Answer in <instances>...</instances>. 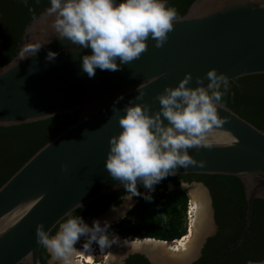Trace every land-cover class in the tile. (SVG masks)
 Listing matches in <instances>:
<instances>
[{"label": "water", "instance_id": "obj_1", "mask_svg": "<svg viewBox=\"0 0 264 264\" xmlns=\"http://www.w3.org/2000/svg\"><path fill=\"white\" fill-rule=\"evenodd\" d=\"M47 8L25 26L17 53L0 67V127L61 115L72 118L76 111L79 115L0 186V264H42L37 225L43 224L50 234L69 213L80 209L75 207L78 203L84 207L124 190L105 164L110 138L122 131L119 116L139 95L141 83L144 96L133 103L150 106L149 114L154 115L161 107L158 94L178 86L186 73L193 77L189 87L197 86L196 77H205L206 87L210 69L224 73L229 82L264 74V0H194L182 20L174 22L163 47L156 48L149 38L148 50L139 59L118 71L97 68L93 78L82 70V57L91 55V48L79 49L55 36ZM48 40L37 54L19 61L25 47ZM49 51L58 55L47 60ZM120 96L123 99L116 103ZM114 103L121 111L113 112ZM218 117L225 123L214 130L211 146L188 150L195 160L204 161L203 166L179 167L167 177H236L246 203L245 232L254 201L264 200V130L226 105L218 108ZM208 234L200 235L193 256ZM129 253H140L149 264H156L148 250L127 251L117 264H123ZM192 257L167 264H190Z\"/></svg>", "mask_w": 264, "mask_h": 264}, {"label": "clouds", "instance_id": "obj_2", "mask_svg": "<svg viewBox=\"0 0 264 264\" xmlns=\"http://www.w3.org/2000/svg\"><path fill=\"white\" fill-rule=\"evenodd\" d=\"M46 14L53 17L51 28L55 36L69 40L79 49L91 48L92 54L82 57V70L89 78L95 76L97 68L118 71L121 65L139 59L148 50L149 38L155 41L156 48L163 47L174 22L182 20L175 8L166 6L165 0H50ZM48 42L25 47L19 61L37 54ZM57 55L49 51L46 59L53 60ZM206 78L209 81L206 87L205 77H196L197 86L189 87L193 77L186 73L178 86L166 87L156 97L161 107L154 115L149 114L150 106L133 103L144 96L141 83L137 88L139 95L122 110L125 113L119 116L122 131L110 138L105 168L123 186L126 195L121 199L128 201L129 208L134 196L151 201L154 186L175 175L179 167L203 166L204 161L195 160L188 150L211 146L214 130L225 123L218 117V108L224 107L221 101L229 88L227 76L218 74L216 69H210ZM120 99L123 96L116 103ZM118 111L121 109L114 103L113 112ZM62 167L67 169L66 165ZM138 183L148 193L142 194ZM181 186L184 188L182 182ZM75 207L83 205L78 203ZM109 227L107 220L103 226L99 220H93L89 226L82 217L69 213L54 235L45 231L43 224L37 225L36 238L50 255L48 264H74L73 258L79 252L75 245L81 237L85 238L84 251H89L94 242L101 250L119 243L116 236L109 240ZM247 264L264 262L250 260Z\"/></svg>", "mask_w": 264, "mask_h": 264}, {"label": "trees", "instance_id": "obj_3", "mask_svg": "<svg viewBox=\"0 0 264 264\" xmlns=\"http://www.w3.org/2000/svg\"><path fill=\"white\" fill-rule=\"evenodd\" d=\"M194 0H165L167 7L177 10L183 16ZM50 0H0V12L4 21L0 24L2 44L0 67L16 53L25 26L38 16ZM31 9V11L29 10ZM223 90V89H221ZM222 104L257 128L264 130V74L245 76L229 82ZM76 111L71 118L61 115L47 120L0 127V186L39 148L58 135L64 128L78 118ZM185 177V176H183ZM169 178L163 179L165 182ZM202 181L209 190L218 196L214 203L218 232L204 246L202 257L192 264H247L248 261L264 260V200L256 199L253 203L250 223L243 233L245 197L241 182L232 176L191 174L187 181ZM174 189L168 191L165 185H155L150 194L151 201L138 196V205L132 216L123 218L117 224L119 231L129 232L138 238H153L166 242L175 241L185 235V216L187 195L179 188L177 180ZM142 192L148 189L137 185ZM125 190L115 192V205ZM99 200L77 209L72 216L82 213L98 203ZM107 206H105L106 208ZM242 237L240 242H237ZM39 257L45 264V252L41 247ZM125 264H149L140 254L131 255Z\"/></svg>", "mask_w": 264, "mask_h": 264}, {"label": "bare ground", "instance_id": "obj_4", "mask_svg": "<svg viewBox=\"0 0 264 264\" xmlns=\"http://www.w3.org/2000/svg\"><path fill=\"white\" fill-rule=\"evenodd\" d=\"M189 195L191 198V206L193 209V218L191 220V228L189 227L190 230L188 235L183 236L181 239L169 245L166 242L158 241L155 239H135L134 241H128L120 237L115 232L107 230L109 240H111L113 236H116L119 238V243H113L111 244V246L105 247L103 250L100 249L101 252H106L109 254V259L107 261L105 260L106 262H104L103 264H117L122 252L126 251L127 249L148 250L152 257V261L156 264L183 262L189 259L192 256L194 250H196L198 238L200 237L199 234H202L201 232L203 231V229L208 226L207 220L209 216L208 210L206 209V207H204V201L206 198L205 191L198 185H195L189 187ZM128 208L129 204L125 203L121 208L115 210L112 209L107 215L94 220H99L101 226H103L106 220L111 224V222L121 218V216L124 217ZM85 223H87L89 226H92L93 220ZM80 241L85 242V238L81 237ZM125 241H127V243H125ZM92 244H96V246H99L95 242ZM92 244L89 251H84L83 248L81 250H78V255L73 258L74 264H95L94 254L95 256H97L101 253L94 252L93 254Z\"/></svg>", "mask_w": 264, "mask_h": 264}, {"label": "flooded vegetation", "instance_id": "obj_5", "mask_svg": "<svg viewBox=\"0 0 264 264\" xmlns=\"http://www.w3.org/2000/svg\"><path fill=\"white\" fill-rule=\"evenodd\" d=\"M3 21H4V18H3V14L0 12V24L1 23H3ZM1 44H2V40H1V38H0V47H1ZM0 57L2 58V59H5V56L4 55H0ZM189 175H191V174H189ZM189 175H177V176H174V177H168L169 179L168 180H166L165 182L162 180L160 183H158L160 186H163V185H165V187H166V189L168 190V191H171V190H169V183L172 185V187H173V189H174V185H173V183H174V181L175 180H177L178 182H179V186H180V184H181V182L183 183V184H186V185H189V184H192V183H195V184H193V185H197L198 184V186L199 185H201L202 187H204L205 188V190H206V199L208 198V202H209V209H210V214H211V220H212V228H213V231H212V233L211 234H208L207 236H206V238L204 239V242H203V244L201 245V247L199 248V252H198V254L196 255V256H193L194 255V253H195V250H194V252H193V254H192V262L190 263V264H192V263H194V262H196V261H198L201 257H202V253H203V249H204V246L206 245V243H207V241L210 239V238H213L214 236H216V234H217V232H218V226H217V223H216V210H215V208H214V203H215V200H216V198H218V196L216 195V194H213L210 190H209V188H208V186L207 185H205V183H203L202 181H195V180H192V181H187V176H189ZM183 176H185V177H183ZM139 184V183H138ZM193 185H191V186H193ZM200 186V187H201ZM190 187V186H189ZM188 187V188H189ZM201 187V188H202ZM154 188H155V186H154ZM180 188V187H179ZM172 189V190H173ZM204 190V189H203ZM142 194H144V193H147V190H143L142 192H141ZM113 194V193H112ZM110 195V194H109ZM124 195H126V194H122V195H120L119 196V203L117 204V205H115V197L116 196H114V195H111V196H109V197H107V196H105L104 198H102V199H100L99 200V202L98 203H96V204H94L92 207H89L88 209H86L85 210V212H84V214H85V216H84V221L85 222H88V221H90V220H94V219H92V218H95V219H97L96 217H98V216H100L101 214H103L110 206H115V207H117L119 204H120V202H121V197H123ZM136 198H137V200H138V196H136ZM191 199V198H190ZM131 203V202H130ZM188 203V202H187ZM190 205H192L191 203H190ZM205 205V204H204ZM105 206H107L106 208H105ZM186 208H187V205H186ZM130 210V208H128V210H127V212ZM207 210H208V206H207ZM127 212H126V214H127ZM191 213H193V209H192V206H191ZM82 213H78V214H75L74 216H76V215H78V216H80ZM126 214H125V216H126ZM124 216V217H125ZM193 216V215H192ZM68 217V216H67ZM67 217L65 218V219H63V221H61L60 223H62V222H64L66 219H67ZM123 217V218H124ZM123 218H119V219H117V220H115V221H113V222H111V224L110 225H113V223L114 222H116V221H118V220H121V219H123ZM193 218V217H192ZM192 218H191V220H192ZM88 220V221H87ZM59 223V224H60ZM208 224V223H207ZM59 227V225L50 233V235H52V234H54V232L56 231V229ZM208 227V226H207ZM207 227L205 228V230L207 229ZM190 228H191V222H190ZM109 231H110V229H108ZM190 229H188V231H189ZM247 230V229H246ZM112 231V230H111ZM185 231H187V228L185 229ZM244 233V232H243ZM116 234H118V233H116ZM119 235V234H118ZM200 235V234H199ZM120 236V235H119ZM183 236H185V235H183ZM121 237V236H120ZM199 237V236H198ZM123 238V237H122ZM125 239V238H124ZM143 239H153V238H143ZM143 239H141V240H143ZM181 239V238H180ZM127 240V239H126ZM155 240H157V239H155ZM177 240H179V239H177ZM177 240H175V241H177ZM242 240V237L241 238H239L238 240H237V242H240ZM128 241H134V240H128ZM158 241H162V240H158ZM175 241H171V242H166V241H163V242H166V243H168L169 245H171V244H173ZM80 242V245L77 243L76 245H75V247H76V249L77 248H80V247H82L83 248V244L85 243V242H82V241H79ZM94 246L96 245V244H93ZM78 246V247H77ZM81 248V249H82ZM96 248L98 249V252L97 253H99V252H101V250H100V248H99V246H96ZM80 249V250H81ZM131 249H127L126 251H123L122 252V254H121V256L123 255V254H125L127 251H130ZM131 251H140V250H131ZM44 252H45V264H48V261H49V259H50V255L48 254V252L44 249ZM92 252H93V254H94V248L92 249ZM135 254H140V253H129L125 258H124V260H123V264H125L126 263V260L128 259V257L129 256H131V255H135ZM140 255H142V254H140ZM121 256L119 257V260H120V258H121ZM95 257H100V255H97V256H95ZM190 257V258H191ZM97 260H99L98 258H96L95 259V262H97ZM260 262H264V260H262V261H260ZM58 264H59V262H58ZM96 264V263H95Z\"/></svg>", "mask_w": 264, "mask_h": 264}, {"label": "rangeland", "instance_id": "obj_6", "mask_svg": "<svg viewBox=\"0 0 264 264\" xmlns=\"http://www.w3.org/2000/svg\"><path fill=\"white\" fill-rule=\"evenodd\" d=\"M193 184H195V183H192V184H189V185H186V184H183V186H184V188L181 186V184H180V189L181 190H183L185 193H186V195H187V202L188 201H190L191 202V199H190V195H189V186L190 187H192L191 185H193ZM169 185V190H172L173 189V187H172V185L169 183L168 184ZM198 185V184H197ZM193 186H195V185H193ZM201 185H199V187H200ZM202 187V186H201ZM202 189H204V191H205V193H206V190H205V188L204 187H202ZM207 194V193H206ZM125 196V195H124ZM131 202V204L133 205L131 208H130V210L127 212V214H126V216L124 217V218H128V217H130V216H132V213H133V211H134V209H135V207L138 205V200H137V198H136V196H134L133 198H132V200L130 201ZM129 202V203H130ZM205 205H204V207H206V209H207V206H208V208H209V202H208V198L206 199L205 198ZM125 203H128V201L127 200H121V202H120V204L117 206V207H115V209H119V208H121ZM113 209V207L112 206H110L103 214H101L100 216H98V217H96L97 219L98 218H100V217H103L104 215H107L109 212H110V210H112ZM208 214H209V216H208V227H207V229L205 230V229H203V231L201 232V233H203L204 231L206 232H210V233H212V231H213V228H212V220H211V214H210V212H209V209H208ZM92 219H95V218H92ZM122 220V219H121ZM185 220H186V216H185ZM88 221V220H87ZM119 221L120 220H118V221H116V222H114L113 223V225H110V227L108 228V229H110V230H112L113 232H115V233H118L121 237H123V238H125V239H127V240H135V239H141V238H138V237H134V236H132L129 232H126V231H119V228H117V224L119 223ZM59 228V227H58ZM58 228L56 229V231H58ZM185 228H187V231H185V235H188V233H189V231H188V229H190V228H188V226H187V224L185 223ZM56 231L54 232V234L56 233ZM54 234H52V235H54ZM201 235V234H200ZM199 235V236H200ZM183 237V236H182ZM181 237V238H182ZM174 241V240H173ZM78 244L80 245V242H78ZM78 247V246H77ZM92 247L94 248V249H96V251L98 250L97 248H96V245L94 246L93 244H92ZM101 254H99L100 255V257H95V254H94V257H95V259L96 258H98L99 260H97V262H95L96 264H103L104 262H106L108 259H109V254L108 253H103V252H100ZM104 254V255H103ZM126 257V256H125ZM107 258V259H106ZM106 260V261H105Z\"/></svg>", "mask_w": 264, "mask_h": 264}, {"label": "built area", "instance_id": "obj_7", "mask_svg": "<svg viewBox=\"0 0 264 264\" xmlns=\"http://www.w3.org/2000/svg\"><path fill=\"white\" fill-rule=\"evenodd\" d=\"M190 201H188L187 203V208H186V220H185V223L187 224L188 228L190 227V222H191V218H192V213H191V205H190ZM82 247L80 248H77V250L81 249ZM94 252L97 253L98 250L96 251V249H94Z\"/></svg>", "mask_w": 264, "mask_h": 264}]
</instances>
